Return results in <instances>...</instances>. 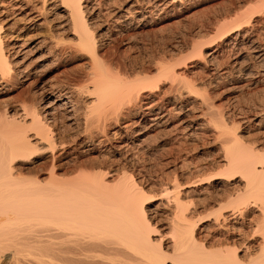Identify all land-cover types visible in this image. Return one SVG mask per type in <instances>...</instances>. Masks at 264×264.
Instances as JSON below:
<instances>
[{
	"label": "bare ground",
	"instance_id": "1",
	"mask_svg": "<svg viewBox=\"0 0 264 264\" xmlns=\"http://www.w3.org/2000/svg\"><path fill=\"white\" fill-rule=\"evenodd\" d=\"M185 1L133 0L125 13L144 16L156 6L167 13ZM253 5L251 13L241 12L239 4L223 15L233 13L234 18L217 25L223 31L220 45L198 40L191 46L194 56L212 66L213 54L240 44V56L247 54L235 76L247 85L264 80V65L252 62L264 61V39L255 27L264 23V0ZM91 7L86 0H0V264H264V227L258 253L250 257L240 256L236 247H210L197 237L205 228L202 222L237 219L242 211L236 206H244L249 196L263 201L258 211L264 218V149L245 146L235 121L228 126L216 114L224 156L223 171L212 180L242 183L236 198L230 199L236 206L218 207L206 215L192 211L194 201L187 193L203 192L207 181L179 182L176 174L148 195L137 178L145 170L142 154L157 146L153 141L161 130L173 143L178 141L195 116L189 93L193 85H182L183 73L173 62L153 65L155 77L142 72L145 68L137 72L111 67L101 58ZM39 28L46 33L41 29L45 35L38 40L23 39L26 30ZM208 47L211 52H205ZM32 49L40 61L49 56L60 61L65 53L85 58L83 75L90 84L76 85L66 77L42 79L32 66ZM227 72L221 71L219 78ZM157 75L169 80V94L158 93ZM18 82H27V89L14 95L21 100H4ZM23 93L31 95L24 99ZM206 98H200L202 105L213 108ZM176 115L177 123L169 128ZM179 142L169 147L166 164L178 158ZM156 200L169 214L166 232H158L151 222Z\"/></svg>",
	"mask_w": 264,
	"mask_h": 264
},
{
	"label": "rangeland",
	"instance_id": "2",
	"mask_svg": "<svg viewBox=\"0 0 264 264\" xmlns=\"http://www.w3.org/2000/svg\"><path fill=\"white\" fill-rule=\"evenodd\" d=\"M148 1L155 3L156 0ZM257 1L187 0L177 6L174 11H169L170 13H164L162 11L163 9H159V7L157 8L156 6L152 9V13L141 16L132 12L125 13V9L131 4V2H133V0H86V3L89 6H93L91 7L94 13L92 27L95 34L97 32L96 35L98 37L96 36V38L98 39L101 58L106 63H111V67L117 68L118 66V68H121L122 70L124 69L123 71H125V69L127 71H137V69L141 71L145 68L142 72L149 74L152 72L151 76L155 77L156 70L154 66L160 65V63L164 62H173L171 64L175 63V69L183 73L184 81H181L183 82L182 85L186 86L190 83L193 85V91L190 92L188 87L183 88L184 91L187 92L188 90L190 93V101L192 102L191 112L195 116L190 121L191 123L189 122L190 124L186 126L187 129L185 127V130L183 129L181 131L182 133L178 136L180 144L177 148H179L180 151L177 149L178 158L175 161L176 163L173 162L166 164V162L170 161L169 157H171L169 149L173 144H178V141L173 143L172 137H168L165 130L158 132L160 138L157 137V139L153 141L157 146L145 150V154H142L145 170L142 173L140 172L143 177L140 178V174L138 173L139 177L137 178L143 183L144 191L147 194H154L156 188L154 186L160 182L163 183L167 181L168 178L171 179L172 176L176 174L179 182L193 179H203V181H207L204 185L205 187L203 186V192L197 193L196 190L194 191L195 193H187L189 196L191 194L190 197H192L194 201L190 204L192 206H189L192 211H195L200 215H206L207 213H210V211L211 213L216 212L218 207H224L227 210L233 208L235 202L232 204V200L234 199H230L233 198V196L236 198L235 195L237 191L242 188V183L235 179L225 185V183L212 180L213 177L218 176V173L223 171V165H221L222 161L220 159L224 156V149L221 147L223 145L219 139H217L219 124L214 121H218L219 119L216 114L221 115L225 119L223 120V123L226 122L225 124L228 126H232L233 124L231 123L235 121V131L239 137H242L241 140L243 141L241 142L245 146L247 144L252 148L256 147L255 149H264V80L262 82L259 81L256 84L247 85L242 78L235 76L240 69L239 64L246 60L244 55L247 54V51H244L240 56V50H238L240 44L233 47L234 49L232 48L228 51L225 49L218 51L217 54H213L214 58L212 60V66H205L204 62H201V59L199 60L198 57L194 56L192 54L191 46L194 43L199 42L198 40H200V42H212L214 40L213 42L215 44L220 45V34L223 31L219 30L217 25L221 20L224 21L225 18L227 21L234 18L233 13L225 15L226 17L223 15L228 10L232 9V7H238L239 4L241 12L245 9L251 13V10L255 8V4L253 5V3ZM258 17L260 18L262 16H254L253 20H258ZM227 21L225 20V22ZM254 22L255 21L251 23L253 24ZM255 27H258L259 30L261 29L259 32L260 37L264 39V23L255 24ZM41 29L42 28H39V30H26L25 33H27V36L23 39L32 38V40H38L41 36L45 35L42 33H46V28H43L44 32H41L43 31V29ZM37 33H39V35ZM10 39L11 36L8 40ZM67 41L68 40H66L65 43ZM32 44L33 43H30V45ZM51 44L53 46V43ZM205 52H211V48H206ZM29 55L32 56L34 61L32 66L38 67V73L41 75V78L46 81L55 82L66 77L73 79V82L76 85H84L89 82L87 77L83 75L86 70V60L83 57L76 56L72 53H65V56L60 59V61L57 60V58L54 59L52 56L40 61L38 60L39 53L34 49L30 51ZM172 58L173 60L171 61L170 59ZM206 58L207 56H205L202 61H205ZM252 62H256L258 65H255L259 68L264 65V61L257 63V59L256 61L255 59H252ZM212 67H215L216 70L211 71ZM224 70L228 71L227 74H229H226V77L223 75L224 77L220 79L219 73ZM128 73L130 74V72ZM158 77L160 76L157 75L156 80L158 82L160 81L158 86L161 89V91L160 89L158 90V93L169 94L167 92L169 85L167 83H170L169 80L167 79V81L166 78ZM26 85L27 82H18L16 84L18 87L15 86L16 88L14 87L12 90L8 91L9 93L7 92L3 95L4 100H12L10 101L11 103H16L18 98H15V94L22 89H27ZM23 94L19 96L26 98L27 93ZM30 95L31 94H29V96ZM19 96L17 95V97ZM6 97L11 98L7 99ZM202 97H207L206 99L209 100V103L213 102L210 104L211 106L214 104L213 108H207L202 105ZM19 99L21 100V98ZM177 119V115L173 117L169 128L177 123ZM186 130H188V132ZM190 131H193V134L188 136L187 133ZM205 177H207V179ZM248 198L249 199L245 200L249 201V203L252 200H256L259 204L257 203L256 206L247 202V207L245 206L246 201L244 200V206L242 204L243 202L238 204L240 207L235 205L236 208L240 209L239 211H242L237 219H227L223 223L222 221L220 223H214L212 220L202 222V225H205V228L198 231L197 237L199 236L203 241L206 239L204 242L207 243L208 246L210 245V247H213L216 244H221L224 246H231L232 248L236 247L239 255H242V257L246 254V256L249 257L255 256L259 250L257 243L260 241L259 239L262 235L259 231L264 227L263 215H260V211H258L260 210L258 206L260 205V202L263 201L259 202L257 201L258 198L254 199L253 196L252 198H250V196ZM239 201L240 200H238V202ZM158 203L159 200L153 202L152 212L150 214L152 215V224L155 222V227L158 229L157 231L161 233L166 232V224L168 223V219L166 220V218L169 216H166L168 214L167 210L161 205L160 207ZM157 205L158 207L155 208ZM253 229L257 230V232L255 230L253 231ZM246 258L248 257H245V259Z\"/></svg>",
	"mask_w": 264,
	"mask_h": 264
}]
</instances>
